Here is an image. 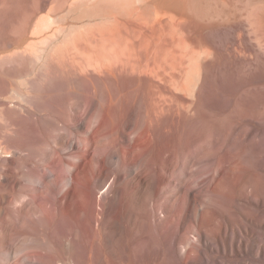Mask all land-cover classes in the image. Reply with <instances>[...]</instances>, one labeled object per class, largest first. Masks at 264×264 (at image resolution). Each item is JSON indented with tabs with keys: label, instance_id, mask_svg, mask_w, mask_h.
Masks as SVG:
<instances>
[{
	"label": "rangeland",
	"instance_id": "374dc122",
	"mask_svg": "<svg viewBox=\"0 0 264 264\" xmlns=\"http://www.w3.org/2000/svg\"><path fill=\"white\" fill-rule=\"evenodd\" d=\"M234 2L264 16V0ZM0 8V264H264V36L245 15L194 28L177 0H146L125 18L108 0H0ZM113 15L130 44L120 51L115 42L114 54L105 43V57L137 53L144 76L118 61L111 77L96 68ZM117 28L111 38L106 29L110 45ZM197 55L189 108L194 99L180 87ZM138 76L144 96L148 81L161 91L150 118L131 106ZM84 147L117 158V176L101 177ZM27 201L47 225L15 220L11 229L7 220Z\"/></svg>",
	"mask_w": 264,
	"mask_h": 264
},
{
	"label": "bare ground",
	"instance_id": "6f19581e",
	"mask_svg": "<svg viewBox=\"0 0 264 264\" xmlns=\"http://www.w3.org/2000/svg\"><path fill=\"white\" fill-rule=\"evenodd\" d=\"M108 1H110L111 3H113V5H114V7L116 8V10H117V13L118 14H120V15H122L123 16V18H125L126 17V15H128V13L130 12V11H132V10H134L137 6H138V4H141V3H143V2H145L146 0H108ZM235 0H177V3H178V6H179V8L182 10V12H184L185 14H186V16H187V20L185 21L184 19H182V20H184L185 22L184 23H186V26H194V28H196V26L195 25H199V24H201V22L203 21V20H206L207 18H209V17H214V15H229V14H232V13H238L239 12V14H241V15H245V19L249 22V26L251 25L252 26V29H254V31L256 32H258L261 36H264V16L262 17L261 15H260V12L251 4V3H244V4H242V3H240L241 5H236L235 3L236 2H234ZM254 1V0H253ZM258 3V2H257ZM260 6V5H259ZM113 7V6H112ZM178 8V9H179ZM0 9H2V8H0ZM262 9V8H261ZM139 11H140V7H139V9L137 10V12L139 13ZM142 11V10H141ZM261 11V10H260ZM136 12V11H135ZM132 13L133 15H135L136 13ZM114 14V13H113ZM131 15V14H130ZM132 15V16H133ZM238 15V14H237ZM215 16V17H216ZM233 16H235V15H233ZM115 17V15H113V17L111 16V19H109V18H107L108 19V21L110 22V24L108 23V21H107V24H109L111 27L109 28V26H106V28H105V31L107 32V30H108V35L110 36V34H112L113 35V32H110V30L111 31H113V29H115V28H117L118 27V25H119V23H121L120 21H122V22H124L123 21V18H121L120 17V19H119V21L118 20H116V18L115 19H113L112 20V18H114ZM129 17H131V16H129ZM129 17H127L126 19L127 20H129ZM134 17V16H133ZM135 17H136V15H135ZM218 17V16H217ZM236 17V16H235ZM140 18V17H139ZM174 18H175V15H174ZM177 19H178V16L176 17ZM176 18L174 19L175 21L173 22L175 25H174V27L177 25V22H176ZM125 19V20H126ZM131 19V18H130ZM133 19H135V18H133ZM141 19V18H140ZM180 19V18H179ZM132 20V19H131ZM136 20V19H135ZM135 20H133L134 22H135ZM171 20H173V18H171ZM181 20V19H180ZM245 21V20H244ZM144 22V21H143ZM180 22V21H179ZM204 22H206V21H204ZM105 23V22H104ZM128 22H126V24H127ZM138 23V22H137ZM181 23H182V21H181ZM183 23V24H184ZM106 24V25H107ZM121 24H123V23H121ZM130 22H129V26H130ZM133 24V23H132ZM146 24V23H145ZM171 24H172V22H171ZM179 24V23H178ZM128 25V24H127ZM147 25V24H146ZM202 25V24H201ZM204 25V24H203ZM135 25H131V29H132V27H134ZM182 26H185V25H181V28H182ZM85 27V26H84ZM124 27H125V29H122L123 31H125L126 30V25H124ZM136 29H138V26L136 25ZM173 27V28H174ZM107 28H109V29H107ZM120 28H121V26H120ZM129 29H130V27H128ZM135 28V27H134ZM139 28H141V27H139ZM171 28V30H172V27H170ZM180 28V29H181ZM185 28V27H184ZM251 28V27H250ZM249 28V29H250ZM107 29V30H106ZM118 29V28H117ZM117 29H116V34H114L115 36H117V35H119L118 34V32L120 33V35H121V37H120V35L119 36H117L116 38H114V44L115 45H117V43H115V42H118V44L120 45V43H121V45L119 46V48H121V46L122 45H124L123 46V49H120V51L121 50H125V47H127L128 46V44H130V43H127V41H125L126 39H128L127 38V36L128 35H126L125 33H123V35L125 34V36H126V39H123V40H121L123 37L125 38V36H123L121 33H122V30H121V32H120V29H118V31H117ZM175 30H176V28H174ZM186 29H187V27H186ZM138 30H140V29H138ZM141 30H142V28H141ZM144 30V29H143ZM143 30H142V32H143ZM177 30H179V29H177ZM182 30H183V28H182ZM129 31V33H130V30H128ZM127 31V32H128ZM184 31V30H183ZM253 31V30H252ZM105 32V33H106ZM136 32V31H135ZM103 34V33H101L102 35H103V37H104V35H106L105 36V39H109V37H108V35L107 34ZM128 33V34H129ZM177 33H178V31H177ZM258 34V36H260ZM131 35V34H130ZM171 35V34H170ZM173 35V34H172ZM256 35V34H255ZM123 36V37H122ZM114 36H112V38H113ZM131 37L132 36H129V39H131ZM140 37V36H139ZM176 37L178 38L179 37V35L177 36L176 35ZM183 37H185V36H183ZM256 37V36H255ZM99 38V37H98ZM101 38H102V36H101ZM100 38V40L99 41H97V42H102V43H100L101 44V46L103 47V45H104V49L105 50H103V48H101L100 49V51H97V54L99 55V52H100V56H98L97 55V59H98V61H97V63H99V65H97L96 66V68L98 67L99 69H103V71L104 70H106V75H110V74H112L113 73V68H114V64H113V61L114 62H116V63H120V67L122 68V70H124V72H125V70H126V72L125 73H127V71H129V72H136V73H138L139 75H143V73H144V64H142L143 62L142 61H140L139 60V58H138V55L139 54H135V53H133V52H129L128 51V54L127 53H125V51H123V52H121L120 54L124 57H121V55H120V57L119 58H121V59H119V58H117L116 60H115V58L114 59H110V61L112 60V62H108V60L107 59H109L111 56H110V54H111V52L109 53V54H107V55H109L108 56V58L107 57H105V55H104V51H105V53L108 51V47H109V50H112V49H110V48H112V47H114L115 49H117V51H119V48H118V45H117V47H115V45L114 44H112V45H110L111 43H113L112 42V40L110 41V39H109V41H107L106 40V42L104 41L105 39L104 38H102L101 39ZM110 38H111V36H110ZM174 38V37H173ZM182 38V37H181ZM115 39L116 40H121V41H123L124 42V44H122L123 42H120V40L119 41H115ZM179 39V38H178ZM255 39H257V38H255ZM258 39H260L259 37H258ZM257 39V40H258ZM104 41V44H103V41ZM137 41V40H136ZM160 41V40H159ZM108 42H109V44H108ZM111 42V43H110ZM127 43V45H126V43ZM130 42H132V41H130ZM137 42H139V41H137ZM142 42V41H141ZM177 42V41H176ZM105 43H107L106 45H108V47H106L105 46ZM178 43V42H177ZM100 44H97V46L98 45H100ZM132 44H134V43H132ZM111 47H110V46ZM136 45H139V43H137ZM144 45V42H143V44H142V46ZM187 44H185V46H186ZM182 47H185V46H183V44L181 45ZM99 48H100V46H98ZM136 47H138V46H136ZM136 47H135V44H134V47H133V49H136ZM141 49H143L144 47H141V46H139ZM113 48V49H114ZM139 48V49H140ZM127 49V48H126ZM129 49V48H128ZM184 49H186V47L184 48ZM113 51V50H112ZM117 51H113L114 52V54H119ZM119 51V52H120ZM131 51H132V48H131ZM133 51H135V50H133ZM117 52V53H116ZM140 52H141V50H140ZM144 52V51H143ZM166 52V51H165ZM123 54H127L126 56H124ZM106 55V56H107ZM112 55V54H111ZM116 56V55H115ZM123 58V59H122ZM192 59H193V61H195V62H193V64L195 65H193V67H191V69H190V72H189V77L187 78V81L185 82V85H184V87H180V88H182V90L184 89L186 92L185 93H187L188 94V96L189 97H191V99L193 98V97H195V92L197 91V82H199V80L197 79V78H199L200 76H199V71L198 70H201V66H200V68L198 67V66H196L197 64H195L196 62H198V61H196V60H198V55L197 56H193L192 57ZM191 59V60H192ZM166 60V59H165ZM118 61V62H117ZM119 65V64H118ZM118 65H116V67H118V68H120ZM97 68V69H98ZM199 68V69H198ZM117 70V69H116ZM119 70V69H118ZM117 70V71H118ZM105 72V71H104ZM103 72V73H104ZM123 72V71H122ZM199 72V73H198ZM99 73H100V71H99ZM107 73H110V74H107ZM119 73V72H118ZM115 74V73H114ZM117 74V73H116ZM120 74H121V72H120ZM120 74H118V77L120 76ZM123 74V73H122ZM129 74V76H133L134 74H130V73H128ZM106 75H104V76H106ZM128 75H126L125 77H129ZM136 76V75H135ZM144 76V75H143ZM102 77V76H101ZM110 77H111V75H110ZM130 78V77H129ZM138 78H139V76H138ZM201 78V77H200ZM111 79V78H110ZM139 79H141V77L139 78ZM138 79V80H139ZM133 80H135V79H133ZM137 80V81H138ZM141 81H143V83L142 82H140L141 84H138V82H137V86H133V88H132V90H130V92L129 93H133V99L131 100V106H133V107H135V108H137V109H139V111L141 112V113H139L140 115L142 114L143 115V117H144V113H145V116L147 117V118H150V116H151V113H153V112H155L156 111V108H157V100H156V98L158 97V98H161V91H160V89L158 88V86L153 82V81H148V83H147V91H146V93H145V96H144V79L142 80L141 79ZM102 82V81H101ZM107 82V81H106ZM160 82V81H159ZM129 83H131V81L129 82ZM107 84H109V83H107ZM110 84H112V83H110ZM133 85H134V83H132ZM132 84H130V85H132ZM169 84H170V82H169ZM107 86V85H106ZM129 86V85H128ZM111 87V86H110ZM123 87V86H122ZM102 88H104V87H102ZM117 88V87H116ZM174 88H175V85H174ZM108 89V88H107ZM109 90V89H108ZM119 90V89H118ZM116 91H117V89H116ZM115 91H113V93H114ZM101 93H103V92H101ZM118 93V92H117ZM117 93H115L114 94V97L116 96V94ZM158 93V94H157ZM171 93H172V91H171ZM119 94V93H118ZM157 94V95H156ZM102 96H104L103 94H101ZM101 95H100V97H101ZM99 96V95H98ZM105 97V96H104ZM104 97H101L102 99L104 98ZM145 97V98H144ZM106 98V97H105ZM121 98V97H120ZM130 98V97H129ZM196 98V97H195ZM195 98H193L194 100H192L191 101V104H189L190 105V107L187 105V107H189V108H191V107H194L196 104V102H195ZM100 99V98H99ZM115 99V98H114ZM119 99V98H118ZM131 99V98H130ZM145 99V100H144ZM101 100V99H100ZM106 100V99H105ZM123 100V99H122ZM178 100V99H177ZM101 101H103V100H101ZM111 101H112V99H111V97L110 96H108V102L109 103H111ZM126 101V100H125ZM144 102H145V105H144ZM119 104H120V101L118 102ZM111 104H113V103H111ZM129 106V105H128ZM128 106L126 107L127 109H128ZM115 108V107H114ZM184 108V107H183ZM132 109V108H131ZM196 109V107L194 108V110ZM158 110V109H157ZM159 110H161V108L159 109ZM184 110V109H183ZM182 110V111H183ZM107 111V110H106ZM133 111H134V109H133ZM197 111V110H196ZM135 112H138V110L137 111H135ZM202 112V111H201ZM129 113V112H128ZM196 113V112H195ZM84 114H86V113H84ZM105 114V113H104ZM107 114V113H106ZM158 114V113H157ZM155 115V114H154ZM158 116V115H157ZM194 116H196V115H194ZM86 117H87V115H86ZM131 117V116H130ZM134 117V116H133ZM142 117V118H143ZM145 117V119H147ZM156 117V116H155ZM138 118H141V117H138ZM135 119V121H136V117L134 118ZM144 119V118H143ZM138 120V119H137ZM149 120V119H148ZM86 121V120H85ZM138 122V121H137ZM127 123H129V121L127 122ZM137 124V123H136ZM130 125V124H129ZM132 125V124H131ZM135 126H137V125H135ZM132 127H134V125H132ZM95 131V130H94ZM93 133V132H92ZM90 137V136H89ZM91 138H92V136H91ZM136 141H137V143H138V140H134V141H132V142H135L134 144H136ZM116 142V141H115ZM140 142V141H139ZM114 143V142H113ZM108 144V143H107ZM130 144L132 145V143L130 142ZM139 144V143H138ZM129 145V144H128ZM127 145V146H128ZM133 146V145H132ZM87 147V146H86ZM117 147V146H116ZM128 147H131V146H128ZM127 147V148H128ZM83 148V147H82ZM84 149H86L85 147H84ZM124 149V148H123ZM129 149H131V148H129ZM91 150V149H90ZM90 150L89 149H86L85 150V153H86V155L88 154L89 155V157H90V159L92 158L93 160H95V159H97V161L99 162V164H98V166H97V170H98V172H99V174H100V176L101 177H106V176H108V174H115V176H117V173H116V171L114 170V168H112V165L117 161V158H116V156H115V158H116V160H107V159H101V157H94L91 153H90ZM115 150V149H114ZM120 150H121V148H120ZM132 150V149H131ZM80 151V150H79ZM113 151V150H112ZM111 151V152H112ZM92 152V151H91ZM127 152V151H126ZM128 152H130L129 150H128ZM117 153V152H116ZM123 153V154H122ZM131 153H133V152H131ZM131 153H127V154H131ZM85 155V156H86ZM121 155H124V152H123V150L121 151ZM121 155H120V157H121ZM111 156V155H110ZM119 156V155H118ZM128 156V155H127ZM126 156V154L124 155V158H126L127 157ZM131 156V155H130ZM88 157V156H87ZM119 157V158H120ZM107 158V157H106ZM109 158V157H108ZM119 158H118V160H119ZM128 158H129V156L127 157V159H125V160H128ZM122 159L123 158H121L120 160L122 161ZM130 159H131V157H130ZM132 160V159H131ZM130 160V161H131ZM85 161V160H84ZM91 161V160H90ZM90 161H88V162H90ZM96 161V160H95ZM91 164V163H90ZM90 166V168H92L91 167V165H89ZM104 166H106V172H104L103 171V169H104ZM82 169V164L76 169V172H75V174H74V176H72L71 177V184H74L75 182H76V180L78 179V173H79V171ZM100 181H103V180H99V182ZM98 183V182H97ZM24 206V207H23ZM31 210H34L35 212H37V217L36 218H33L31 215H32V211ZM14 211H15V213H16V215H13V221H11L10 222V220H7V223L8 224H10V228L12 229L13 228V226L15 225V220H17V222H18V224H19V227H25V225H27L28 227L30 226V224H37V225H39V226H46L47 225V223H48V217H47V215H46V213L43 211V210H41V209H39V207H37V208H35L29 201H27L26 203H24V205H22V206H19V207H15V209H14ZM20 222V223H19Z\"/></svg>",
	"mask_w": 264,
	"mask_h": 264
}]
</instances>
